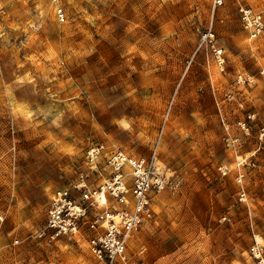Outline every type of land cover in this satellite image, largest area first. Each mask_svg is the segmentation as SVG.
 <instances>
[{"label": "rangeland", "instance_id": "rangeland-1", "mask_svg": "<svg viewBox=\"0 0 264 264\" xmlns=\"http://www.w3.org/2000/svg\"><path fill=\"white\" fill-rule=\"evenodd\" d=\"M238 3L264 0H225L213 15L211 0H62L61 22L48 0H0V264H101L83 242L33 236L55 189L93 180L92 144L156 150L167 178L130 257L252 264L248 247L264 246V37L248 39ZM239 72L254 82L235 84ZM225 125L242 156L225 153Z\"/></svg>", "mask_w": 264, "mask_h": 264}, {"label": "built area", "instance_id": "built-area-1", "mask_svg": "<svg viewBox=\"0 0 264 264\" xmlns=\"http://www.w3.org/2000/svg\"><path fill=\"white\" fill-rule=\"evenodd\" d=\"M53 6L56 20L65 19L62 0H48ZM225 0H211L210 12L224 5ZM236 13L239 23L248 39L264 37V5L256 7L238 3ZM213 32L209 27L202 35L211 40ZM215 64L223 69V50L213 47ZM254 82L253 77L244 73L235 75V84L244 86ZM255 114L248 112L239 120L238 126L248 132ZM226 129L227 146L238 145L240 140ZM258 139L264 138V122L258 129ZM85 160L93 171V180L88 174L80 173L68 185L55 189L49 196L43 225L33 234L39 240L50 244L59 239L83 242L89 252L101 264H140L127 252V242L132 233L144 222L154 217L153 198L166 184V176L159 170L156 150L148 155H132L122 149L112 148L104 153L103 146H88ZM244 159L237 160L236 166L242 167ZM222 174L223 167H218ZM242 173L236 181L240 185L239 198L245 192L241 184ZM3 215L0 214V222ZM229 220L223 216L221 220ZM252 264H264V246L257 241L247 250Z\"/></svg>", "mask_w": 264, "mask_h": 264}, {"label": "crops", "instance_id": "crops-1", "mask_svg": "<svg viewBox=\"0 0 264 264\" xmlns=\"http://www.w3.org/2000/svg\"><path fill=\"white\" fill-rule=\"evenodd\" d=\"M226 127H227V125H225ZM233 135H235V134H233ZM235 136H237V135H235ZM238 137V136H237ZM224 150H225V153L226 154H228V152L229 153H232V155L233 156H235L236 158L239 156H242V154H241V146H242V144H241V142L238 144V145H236V144H233V145H229V146H227L226 145V143H225V138H224ZM252 152V151H251ZM250 152V153H251Z\"/></svg>", "mask_w": 264, "mask_h": 264}]
</instances>
